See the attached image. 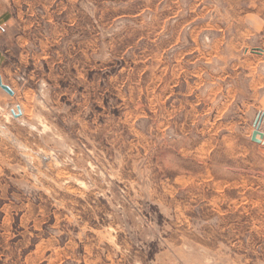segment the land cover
Segmentation results:
<instances>
[{
    "label": "rangeland",
    "instance_id": "374dc122",
    "mask_svg": "<svg viewBox=\"0 0 264 264\" xmlns=\"http://www.w3.org/2000/svg\"><path fill=\"white\" fill-rule=\"evenodd\" d=\"M0 73V264H264V0H0Z\"/></svg>",
    "mask_w": 264,
    "mask_h": 264
},
{
    "label": "water",
    "instance_id": "95a60500",
    "mask_svg": "<svg viewBox=\"0 0 264 264\" xmlns=\"http://www.w3.org/2000/svg\"><path fill=\"white\" fill-rule=\"evenodd\" d=\"M0 87L3 90H5L7 93H9V94H12V92H13L12 89L7 84H4L1 81V76H0ZM16 110L17 111H14V109H11L12 114L14 116L20 115L21 109H20V106L19 105L16 106ZM260 122H261V117L260 116H257V118L254 121V126L255 127L252 130L251 135H250L251 140H253L255 142H261V139L263 137V132L259 129Z\"/></svg>",
    "mask_w": 264,
    "mask_h": 264
},
{
    "label": "crops",
    "instance_id": "0c3cea01",
    "mask_svg": "<svg viewBox=\"0 0 264 264\" xmlns=\"http://www.w3.org/2000/svg\"><path fill=\"white\" fill-rule=\"evenodd\" d=\"M0 76H1V81L4 83V84H7L11 89H12V94H9V93H7L5 90H3L1 87V89L5 92V93H7L8 95H10V96H12V95H14L15 94V90L13 89V87H11V85L10 84H8V83H5L4 82V79H3V75L0 73ZM17 105H19L18 103H16L15 104V110H16V106ZM20 106V105H19ZM12 109V108H11ZM20 109H21V106H20ZM11 111V110H10ZM12 113V112H11ZM20 114H22V109H21V113ZM19 116V115H18ZM18 116H14L13 115V117H18ZM257 116H260L261 117V122H260V125H259V129L263 132V137H262V139H261V142H257V143H262V142H264V128L263 127H261V124H264V109H259L257 112H256V117H255V119L257 118ZM255 119H254V121H255ZM253 125H254V122H253ZM254 129V128H253ZM252 132V131H251ZM250 135H251V133H250ZM251 139V138H250ZM253 141V140H252ZM255 142V141H254Z\"/></svg>",
    "mask_w": 264,
    "mask_h": 264
}]
</instances>
